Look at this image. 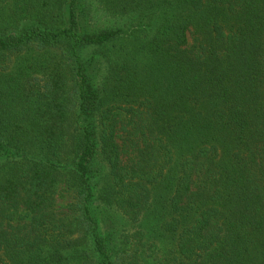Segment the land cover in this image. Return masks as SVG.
Returning a JSON list of instances; mask_svg holds the SVG:
<instances>
[{
	"label": "trees",
	"instance_id": "16d2710c",
	"mask_svg": "<svg viewBox=\"0 0 264 264\" xmlns=\"http://www.w3.org/2000/svg\"><path fill=\"white\" fill-rule=\"evenodd\" d=\"M39 7L0 8V264H264V0Z\"/></svg>",
	"mask_w": 264,
	"mask_h": 264
},
{
	"label": "rangeland",
	"instance_id": "374dc122",
	"mask_svg": "<svg viewBox=\"0 0 264 264\" xmlns=\"http://www.w3.org/2000/svg\"><path fill=\"white\" fill-rule=\"evenodd\" d=\"M39 1L41 0H20L19 3H17L16 10H17V16L15 18L11 17V11L7 10L9 3H6V0H0V8L2 9L3 16L5 19L6 24L10 25L11 21H14L15 19H18V22L15 24L19 25L20 27L24 24H27V21H30V23L36 19L37 17H40L47 21V19L44 18V14L41 13L40 7H39ZM85 4L87 5V9L89 11L88 18L91 26L97 27L99 29L108 28V26L111 25L112 22H117L119 26H121L122 21H127V15L128 14H117L120 18H112L110 14H107L103 11V7L105 6L106 0H84ZM2 12V11H1ZM192 38L189 39V42H191ZM123 45H128L127 42H122ZM89 54L88 51H83V56H86ZM103 69L102 70H96L93 69L92 71V78L93 83L97 84L100 79L103 76ZM37 86L35 87L36 90L42 89L44 81L41 80L40 75L37 76ZM62 87V91H63ZM61 91V92H62ZM60 92V93H61ZM100 165V161H95V169L97 168V165ZM105 166L102 164V169L98 174L95 173L93 177L95 190L99 191L100 187L102 186V183L104 182V176H105ZM94 198H97V194L94 195ZM67 201V196L65 194H60L58 198V204L65 203ZM93 209L96 210L97 215V221L100 226V232L105 235L107 232L112 231L114 233V230H116V237L114 238L113 244L118 245L120 238L123 235H125V228L127 226V220L125 217H123L119 212L113 210V209H106L102 205L99 204V201L94 200L93 202ZM81 241V240H79ZM79 249H88V245L85 241H82L78 243ZM170 248V244L167 242H162V245L158 249V252L156 255L151 256L149 252H147L146 256H141L142 259L148 262V264H157L159 260H162L164 257L165 251Z\"/></svg>",
	"mask_w": 264,
	"mask_h": 264
}]
</instances>
